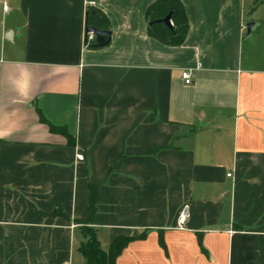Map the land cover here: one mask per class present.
<instances>
[{
  "label": "crops",
  "instance_id": "1",
  "mask_svg": "<svg viewBox=\"0 0 264 264\" xmlns=\"http://www.w3.org/2000/svg\"><path fill=\"white\" fill-rule=\"evenodd\" d=\"M7 1L0 264H85L90 185L104 249L145 235L116 264H264V41L246 52V0H182L179 46L148 34L156 0ZM89 7L110 21L105 47L85 42Z\"/></svg>",
  "mask_w": 264,
  "mask_h": 264
},
{
  "label": "trees",
  "instance_id": "2",
  "mask_svg": "<svg viewBox=\"0 0 264 264\" xmlns=\"http://www.w3.org/2000/svg\"><path fill=\"white\" fill-rule=\"evenodd\" d=\"M87 13L86 23L88 25L103 30H111L110 21L101 10L89 7ZM169 13H171L173 22L172 28L162 21ZM146 16L149 20L148 34L151 37L171 46H179L185 42L190 24L182 0H156L148 7ZM95 42L94 38L92 41H87V45L98 48ZM40 119L46 122L52 131L65 134L68 140L74 143L72 136L64 127L48 122L41 112ZM90 191V215L88 218L78 220L82 224L84 234L79 251L85 259V264H116L118 257L127 245L135 239L143 238L145 235H119L113 239L108 249H104L93 226L97 206V187L90 185Z\"/></svg>",
  "mask_w": 264,
  "mask_h": 264
},
{
  "label": "rangeland",
  "instance_id": "3",
  "mask_svg": "<svg viewBox=\"0 0 264 264\" xmlns=\"http://www.w3.org/2000/svg\"><path fill=\"white\" fill-rule=\"evenodd\" d=\"M246 22L260 23V26L245 37V50H254L255 46L260 53L264 41V0H246Z\"/></svg>",
  "mask_w": 264,
  "mask_h": 264
},
{
  "label": "water",
  "instance_id": "4",
  "mask_svg": "<svg viewBox=\"0 0 264 264\" xmlns=\"http://www.w3.org/2000/svg\"><path fill=\"white\" fill-rule=\"evenodd\" d=\"M88 14V13H87ZM87 17V15H86ZM164 23H166L170 28H172L173 23L171 20V13H169L165 18L162 19ZM152 23V22H150ZM258 23L256 22H248L247 23V36L249 37L252 34V31H254L257 27ZM85 32H86V38L85 42L88 41V33H93L95 35V43L98 47H105L110 44L111 39H112V31L111 30H103L99 29L94 26H90L86 23L85 26Z\"/></svg>",
  "mask_w": 264,
  "mask_h": 264
},
{
  "label": "built area",
  "instance_id": "5",
  "mask_svg": "<svg viewBox=\"0 0 264 264\" xmlns=\"http://www.w3.org/2000/svg\"><path fill=\"white\" fill-rule=\"evenodd\" d=\"M4 8L6 11L9 10L8 1L4 0ZM173 23V22H172ZM88 41H92L95 38V35L93 33H88L87 35ZM200 67V64L196 68H187L183 70L182 72V78L186 84H191L194 81V76L196 74L197 69ZM78 157L80 159H83V155L78 154ZM229 177L232 176L231 172H228L227 174ZM189 213H188V206L185 205L183 209L181 210L178 219H177V227L179 229H184L187 223Z\"/></svg>",
  "mask_w": 264,
  "mask_h": 264
}]
</instances>
